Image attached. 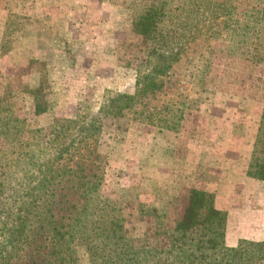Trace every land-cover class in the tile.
<instances>
[{
    "label": "trees",
    "instance_id": "16d2710c",
    "mask_svg": "<svg viewBox=\"0 0 264 264\" xmlns=\"http://www.w3.org/2000/svg\"><path fill=\"white\" fill-rule=\"evenodd\" d=\"M247 1L242 13L227 0L137 3L132 31L149 46L134 91H107L75 118L29 134L27 120L0 98V140L10 144L0 148V264H264V241L227 245L228 212L213 193L189 189L172 227L158 207L106 197L109 159L101 151L109 118L181 132L192 96L206 90L215 42L227 44L228 56L264 64V0ZM53 28L10 13L1 54L11 50L9 35L53 42ZM247 176L264 182V105ZM145 221L152 226L144 237L128 235Z\"/></svg>",
    "mask_w": 264,
    "mask_h": 264
},
{
    "label": "rangeland",
    "instance_id": "374dc122",
    "mask_svg": "<svg viewBox=\"0 0 264 264\" xmlns=\"http://www.w3.org/2000/svg\"><path fill=\"white\" fill-rule=\"evenodd\" d=\"M156 1L0 0L1 21L5 14L7 20L10 13L26 17L33 13L52 18L56 25L57 47H43L39 33L22 38L9 35L12 43L6 47L11 50L3 56L12 58L0 64V98L27 120L29 134L96 109L107 91H134L149 40L133 33V10L137 3ZM227 1L241 13L250 4ZM65 21L74 28H66ZM4 32L0 29V41ZM30 39L35 48L27 53ZM226 49V43H214L206 90L192 96L181 132L109 118L104 122L101 151L109 159L106 197L158 207L168 213L172 227L189 189L213 193L216 206L228 212L226 243L236 246L243 238L264 240V182L241 174L263 110L264 64L228 56ZM1 50L0 43V54ZM54 69L61 70L60 82L50 77ZM26 74L31 76L23 80ZM41 86L45 88L37 93ZM38 108L45 112L38 115ZM9 146L0 140V148ZM224 169L228 171L220 172ZM151 226L148 221L138 223L128 228V235L144 237ZM79 257L86 262L84 248L79 249Z\"/></svg>",
    "mask_w": 264,
    "mask_h": 264
},
{
    "label": "crops",
    "instance_id": "0c3cea01",
    "mask_svg": "<svg viewBox=\"0 0 264 264\" xmlns=\"http://www.w3.org/2000/svg\"><path fill=\"white\" fill-rule=\"evenodd\" d=\"M30 16H34L33 15V13L31 14H28V16L27 17H30ZM6 17H7V15L5 14L3 17H2V21L0 20V29H2V30H4L5 29V26H6ZM31 18H36V19H38V20H41V19H43L42 21H44V22H47V23H50V22H53V23H50V24H55V22L53 21V19L52 18H46V16L44 15V16H34V17H31ZM58 20L60 19V18H57ZM45 20H48V21H50V22H48V21H45ZM64 24H65V26H66V28H67V26L69 27V28H74L73 27V25H72V27H71V24L69 23V22H67V21H65L64 22ZM54 27L56 28V25H54ZM55 28H53V29H55ZM36 35H38V34H30V36H36ZM33 39H35V40H38V38L36 37V38H33ZM43 39V44H42V46L43 47H57V45H55V43H53V42H48V40L47 39H45V38H42ZM35 40H33V42L35 41ZM27 42H30V43H27L28 44V47H26L27 49V53H30V51H34V48L35 47H31V45H32V40L30 39V40H27ZM46 42V43H45ZM58 47H60V46H58ZM9 58H12V56L11 55H2V54H0V64H1V61H4V62H6L7 61V59H9ZM10 64H12V63H10ZM4 68V67H3ZM55 71V72H54ZM50 77H52V80L53 81H55V82H60V75H61V70L60 69H58V70H56V69H54L53 71L52 70H50ZM30 76L31 75H29V74H26L25 76H23V80H25L26 78L27 79H29L30 78ZM253 144H250V146L248 145V148H247V151H246V155H245V159H244V163H242V168H241V174L243 175V177H245L246 179H250L248 176H247V168H248V164H249V161H250V157H251V152H252V149H253V146H252ZM228 171V169H224V170H222V171H220V172H227ZM250 180H253V179H250ZM253 181H255V182H261V181H257V180H253ZM226 210V209H225ZM228 240V239H227ZM262 241H264V240H262ZM234 244H230V246H233Z\"/></svg>",
    "mask_w": 264,
    "mask_h": 264
}]
</instances>
